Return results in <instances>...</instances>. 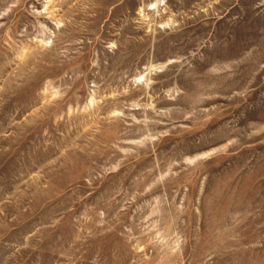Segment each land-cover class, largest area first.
<instances>
[{"label":"rangeland","instance_id":"1","mask_svg":"<svg viewBox=\"0 0 264 264\" xmlns=\"http://www.w3.org/2000/svg\"><path fill=\"white\" fill-rule=\"evenodd\" d=\"M0 264H264V0H0Z\"/></svg>","mask_w":264,"mask_h":264}]
</instances>
